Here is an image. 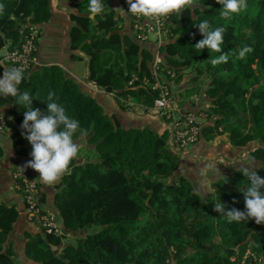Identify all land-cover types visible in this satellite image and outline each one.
<instances>
[{"label":"trees","instance_id":"1","mask_svg":"<svg viewBox=\"0 0 264 264\" xmlns=\"http://www.w3.org/2000/svg\"><path fill=\"white\" fill-rule=\"evenodd\" d=\"M0 3L5 5L0 15V48L9 43V52L19 49L53 15L50 0ZM103 3V14L72 16L70 48L75 59L82 58L75 52L89 59L90 81L111 94L122 110L140 107L149 113L156 112L160 91L143 80L154 83L161 76L172 89L173 83L180 84L191 70L194 86L185 90L184 97L198 95L202 88L198 82H207L205 95L210 107L199 112L205 113L211 123L204 125L200 139L210 142L226 136L235 148L255 144L250 157L258 162V175L264 178V0H247L246 11L231 21L220 18L222 6L215 0H199L201 7L183 12L180 19L173 16L167 25L166 40L159 46L158 75L153 71L155 54L146 42L125 33L124 21L110 0ZM204 20L213 29L225 28L223 51L230 52L227 64L214 67L209 59L218 54L194 48L203 39L196 26ZM244 46L254 51L239 60L236 55ZM3 71L4 66H0V78ZM24 73L19 89L34 98L32 107L47 115V96L54 92L55 102L63 105L84 130L85 134L78 132L74 140L87 136L93 147L84 161L73 160L71 174L64 175L58 185L55 206L63 235L27 232L25 255L29 260L38 264L264 261V225L254 220L229 222L223 213L214 210L220 201L225 213L231 209L244 211L240 190L249 182L239 168L217 177L210 190L201 193L186 176L174 181L183 158L182 152L170 146L168 130L160 134L149 126H122L61 66H34ZM134 77L138 81L130 85ZM5 105L14 106L13 119H8L6 125L13 130L18 152L29 155L31 145L21 128L25 108L14 104L11 97L0 98V109ZM17 218L15 206L0 203V264H17L10 239ZM71 232L81 234L64 244L65 235Z\"/></svg>","mask_w":264,"mask_h":264},{"label":"crops","instance_id":"2","mask_svg":"<svg viewBox=\"0 0 264 264\" xmlns=\"http://www.w3.org/2000/svg\"><path fill=\"white\" fill-rule=\"evenodd\" d=\"M110 2L115 10L124 9L120 0H110ZM50 3L53 15L47 23L40 26L37 37L38 46L34 57L35 66H61L70 77L78 82L79 86L86 94L94 97L111 117L118 119L122 126H149L157 133L162 134L166 132L168 130V123H166L155 111L145 113L140 107H136L131 111L122 110L111 94L99 89L90 81L89 59L80 52L75 53L81 56V59H75L73 57L70 48V30L73 25L72 16L86 15V13H88V0H50ZM82 5H84V13L80 11V6ZM116 13L117 16L124 21V32L131 36H135L133 19L128 14L124 15L117 11ZM87 15L91 16L89 13ZM145 46L155 54V57L159 53L160 45L156 42H147ZM8 47L9 43L0 48V62L2 64H7L5 58L9 53ZM161 78L165 81L163 77ZM193 86L194 84L192 83L187 84L186 77L180 84L173 83L172 89L179 99L177 101L179 114L187 112L197 113L201 110H205V108L201 106V103H196L198 100L197 97L190 99L184 97L185 90ZM13 109L14 106L12 105L3 106L0 109V118L5 119V121L13 119ZM12 135L13 130L8 125L0 129V203H5L8 206H15L18 211V218L10 234V239L14 243L16 263L38 264L29 260L25 255V234L27 232L33 235L40 234L43 233V229L39 223L29 220L23 193L16 188L13 180V173L24 167L26 162L31 159V156L30 154H19V147L15 145ZM218 137H223V141L217 144L215 140ZM218 137L210 142L200 139L198 143L187 147L185 151H183V162H205V160L202 159L207 158L217 163V161H219L217 158H221L223 160L221 167L219 166L220 164H211L210 168L213 173H210L209 177H212L211 174L220 177L235 170L233 168L238 167L240 158L244 156V148L232 147L228 143L226 136ZM77 142L79 144V155L77 159L82 162L90 155L93 147L88 144L87 136H81ZM80 150H84V152ZM25 170L32 174L40 183L41 204L58 216V211L55 206V196L60 181L52 186H46L38 179L39 174L37 172L31 168H25ZM70 234L75 238L79 236L80 233L71 232L67 235Z\"/></svg>","mask_w":264,"mask_h":264},{"label":"clouds","instance_id":"3","mask_svg":"<svg viewBox=\"0 0 264 264\" xmlns=\"http://www.w3.org/2000/svg\"><path fill=\"white\" fill-rule=\"evenodd\" d=\"M221 5L219 16L225 21H231L246 11L247 0H215ZM128 11L116 9L124 15L131 14L137 19L156 24L166 23L173 16L180 19L183 12L201 7L199 0H126ZM88 13L95 17L103 14L105 5L103 0H88ZM5 12V5L0 3V15ZM196 27L203 39L199 40L194 48L203 52L205 49L212 56L209 59L212 66L227 64L230 52L223 51L224 27L213 29L207 20L201 21ZM254 49L249 46L241 48L236 58L245 60ZM4 66L0 78V98H13L14 104L23 106L24 119L21 125L22 135L31 145V159L20 170L31 168L39 174V180L46 186L59 182L64 175L71 174V164L79 155V144L74 136L79 132L84 135L79 121L69 117L63 105L55 102V93L50 91L47 96V115L40 109L32 107L33 97L28 91L20 92L19 86L24 80L25 73L22 68ZM58 99V98H57ZM238 171L249 182L240 190L244 197V211L231 209L225 213L224 205L219 201L214 205V210L223 213L229 222H242L254 220L257 225H264V178L258 175L254 163L241 165Z\"/></svg>","mask_w":264,"mask_h":264},{"label":"built area","instance_id":"4","mask_svg":"<svg viewBox=\"0 0 264 264\" xmlns=\"http://www.w3.org/2000/svg\"><path fill=\"white\" fill-rule=\"evenodd\" d=\"M120 2L127 12L128 5L126 0H120ZM128 15L134 21V30L137 40L143 43L154 41L158 45H162L165 42L169 21L156 24L155 22H145L142 19H137L130 13ZM37 37L38 31H34L19 49L7 54L5 61L12 66L22 68L24 72L30 71L35 66L34 57L37 50ZM160 64L161 57L158 53L153 65V71L156 75L160 73ZM171 77H174V75L172 74ZM137 81L138 78L134 77L130 81V85ZM143 83L149 85L153 90L160 91V96L155 102V110L159 116L169 119V144L172 149L176 152L183 153L187 147L198 143L200 141L202 129L207 121L205 113L187 112L179 114L174 93L161 76H158L154 83H150L147 79H144ZM4 127H6V121L0 118V129ZM13 180L16 188L23 193L29 220L39 223L47 235H63V229L57 215L45 208L40 202L41 187L39 181L28 171H22L20 169L13 173ZM249 255L250 253L248 252L245 259Z\"/></svg>","mask_w":264,"mask_h":264},{"label":"rangeland","instance_id":"5","mask_svg":"<svg viewBox=\"0 0 264 264\" xmlns=\"http://www.w3.org/2000/svg\"><path fill=\"white\" fill-rule=\"evenodd\" d=\"M194 73L190 70L186 73V82L187 84H194L192 82V77H193ZM198 83L202 84V88L200 90V93H198V95H193L187 98H194L197 97L198 100L196 103H201V106H203L205 109H209V99L208 97L205 95V88H206V81H202L200 80ZM177 96V95H176ZM177 100H179L177 98ZM203 101V102H202ZM178 103V102H177ZM206 123H211V121H206ZM220 141H223V137H218L215 140V143H220ZM256 145L255 144H251L250 146H248L247 148H244V156L240 158V162L237 168H233V169H238L241 167V165H245V164H250V163H254L255 167L257 168L259 166L258 162L254 161L251 157H250V151L255 149ZM82 152H84V150H80ZM81 154V153H80ZM182 158H183V153H182ZM202 160H205V162L203 161H198V162H183L182 166L180 167V169L176 172L175 176H174V181L179 179L180 176H186L187 178H189L191 181H193L194 185L196 186L197 190L201 193H206L207 190H210L211 188V183L215 180V178L217 177V175L211 174L212 177H209L210 173H213L211 170V164H220L219 166L221 167V164L223 163V160L221 158H217V163L214 162L213 160H208L207 158H204ZM81 234V232H80ZM64 243H70L74 241V237L72 234L70 235H65L64 237ZM258 264H263L264 261L257 259Z\"/></svg>","mask_w":264,"mask_h":264}]
</instances>
